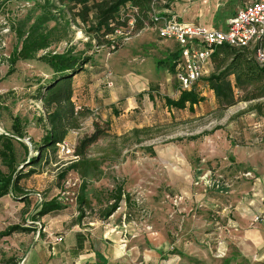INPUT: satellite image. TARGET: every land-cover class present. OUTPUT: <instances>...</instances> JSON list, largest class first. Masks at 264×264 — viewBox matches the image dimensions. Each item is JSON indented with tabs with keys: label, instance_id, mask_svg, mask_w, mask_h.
Here are the masks:
<instances>
[{
	"label": "rangeland",
	"instance_id": "1",
	"mask_svg": "<svg viewBox=\"0 0 264 264\" xmlns=\"http://www.w3.org/2000/svg\"><path fill=\"white\" fill-rule=\"evenodd\" d=\"M34 5L35 1H14L0 7V135L11 133L16 117L26 123L27 138L23 142L29 147V156L15 141L18 165L25 173L36 171L21 183L27 196L24 200L11 196L0 200V232L12 226L30 230L0 239V261L5 256L17 258L19 264H61L59 251L67 240L70 243L78 231H100L104 226H111L108 236L113 239L123 227L119 246L127 253L130 241L141 233L153 243L166 229L173 242L172 238L176 240L175 235L181 230L195 229L191 222L195 215L209 221V230L215 236L211 244L214 252L226 248L225 235L238 229L232 223L237 205L232 204L233 199L237 203L248 200V204L258 199L264 206V116L251 111L260 103L264 115V99L220 108L214 93L202 88L200 94L205 101L193 112L169 109L164 98L178 99L180 95L175 74L165 68L157 71L154 66L168 54H178L175 48L164 51L163 40L154 28L138 33L116 53H96L83 26L72 25L67 40L51 50L62 53L74 49L93 57L94 65H88V70L97 71L104 79L112 74L109 81L113 87L104 84L103 88L113 93L115 83L120 81L121 93L131 96L128 101L117 96L118 105L111 104L112 95L103 96L102 109H86L82 128L66 139L76 149L83 138L96 132V124L102 132L99 141L88 150V158L101 165L99 172L90 171L85 179L89 207H83L78 197L84 180L67 170L74 163L71 156H46L39 167L27 168L23 164L37 155L30 139L39 144L45 134L44 127L33 122L34 117L41 119L44 114L42 103L35 97L51 72L38 61L19 62L17 72L9 76L7 60L18 46L11 25L24 19ZM241 6L242 0H172L169 11L180 22L221 28ZM37 15L39 12L34 13ZM232 61V57L219 54L210 61L205 77L227 72ZM146 76L151 78L150 85ZM230 79L233 81L234 77ZM235 95L240 100L244 90H235ZM92 99L96 103L94 96ZM196 136L197 140H188ZM0 172L7 173L1 161ZM117 186H123L131 204L127 206L123 201L110 219H103L102 211L111 202L110 195ZM216 197L231 204L222 208L218 201H213ZM53 200L63 209L35 219L41 204ZM251 225H264V208L253 215ZM190 235L184 242H192ZM150 242L147 245L152 248Z\"/></svg>",
	"mask_w": 264,
	"mask_h": 264
},
{
	"label": "trees",
	"instance_id": "2",
	"mask_svg": "<svg viewBox=\"0 0 264 264\" xmlns=\"http://www.w3.org/2000/svg\"><path fill=\"white\" fill-rule=\"evenodd\" d=\"M14 1L26 3L35 1V5L24 19L14 21L11 25L18 46L7 60L8 75L12 76L17 72L16 66L19 62L32 61L43 63L51 72L50 79L45 80L36 91L35 100L42 103L44 114L41 119L34 117L33 122L42 125L45 134L39 144H35L30 139L37 155L27 158L23 164H27V168H33L39 167L46 156L59 154V145L64 143L72 132L82 128V119L87 114L86 109L77 108L74 101V88L76 78L87 70L88 65H94L93 57L75 52L74 49H67L60 53L52 51L51 48L67 40V34L72 25L83 26V31L91 44H94L93 51L96 46H111L110 37L117 30L126 29L132 18L135 19L136 33L155 28L168 17L164 12L169 10L172 0H0V7L5 8ZM163 3L166 4L162 5ZM135 10L136 12L133 13ZM36 12H39V15L34 16ZM50 23H54V26L50 27ZM119 50L118 44L113 53ZM221 53L225 57L233 58L227 72L204 76L191 91H179L178 99L165 97V106L178 112L186 110L193 112L196 106L205 101L200 94L202 88L210 89L214 93L220 108H230L238 102L252 103L264 99V66L256 62L252 56L253 53L247 49L223 47L215 51L211 60ZM176 58L175 55H169L165 60L157 62L156 68H165L171 74H175ZM231 76L234 77L233 81L230 79ZM249 88L254 89L248 90ZM235 90H244V96L240 100L236 99ZM251 111L264 116L263 105L260 103L254 105ZM95 126L96 132L92 136L83 138L75 149L79 160L67 169L77 173L84 180L78 197V203L83 207H89L85 199L87 190L85 179L90 171L99 172L101 165L87 156L90 147L95 145L102 135L97 124ZM27 128L28 125L16 117L11 133L0 135V161L7 169L6 174L0 172V200L8 196L16 200L19 198L24 200L27 196L24 194L21 183L36 174L33 169L26 173L20 169L14 145L16 141L29 156V147L23 142L27 138ZM198 138L199 136H196L188 140L194 141ZM177 141L181 142L182 139ZM146 150L154 153L152 148ZM110 200L109 205L102 211L103 219L113 216L123 201L127 206L131 204L130 195L125 193L123 186H117L112 191ZM228 204L229 202L226 201V205ZM62 209L63 206L56 200L41 204L35 219ZM29 231L19 226H12L0 232V239ZM0 264H19V262L17 258L4 256Z\"/></svg>",
	"mask_w": 264,
	"mask_h": 264
},
{
	"label": "crops",
	"instance_id": "3",
	"mask_svg": "<svg viewBox=\"0 0 264 264\" xmlns=\"http://www.w3.org/2000/svg\"><path fill=\"white\" fill-rule=\"evenodd\" d=\"M207 26L214 27L213 25ZM162 48L166 52L173 48L178 49L174 43L169 41H162ZM150 79L147 76L145 78L149 85ZM103 82L104 78H101L97 71L87 69L79 75L76 78L74 88V101L77 108L90 111L93 108L102 109L103 104H105V100L102 98L109 96V94L112 95L110 101L112 105H118L117 99H115L117 96L126 101L131 98L130 95L121 93L120 81L115 83L116 87L113 93H110L111 90L109 92L106 87L103 88L105 84ZM93 96L94 100H97L96 103L92 99ZM213 201H218L222 208L229 207L231 204L226 205L228 200L223 201L222 198L220 200L213 199ZM248 202L245 200L242 203H237V200L233 199L232 204L237 205H235L232 223L238 229L225 235L227 247L220 245L222 248H220L219 253L214 252L215 248L211 246L215 236L213 231L209 230V221L202 216L195 215L193 216L195 217L194 220L191 221L194 222L193 227L195 229L181 230L180 233H176V240L174 237L172 238L173 242H170L169 231L166 229H164V233L159 234L160 237L153 243L149 239L146 240L141 233L138 238L130 241L127 253H123V249L119 246L120 241H122L123 227L122 231L117 232L114 239L108 236V229L111 226H104L100 228V231L98 229L78 231L70 243L67 240L64 243L65 246L60 248L61 264H264V225H251L253 215L262 212L264 206L258 199L251 204ZM78 235H80L79 238ZM189 235L190 238H193L192 242H184ZM172 236H174L173 233ZM147 242H150L153 247L149 248ZM203 243L206 247L203 246Z\"/></svg>",
	"mask_w": 264,
	"mask_h": 264
},
{
	"label": "built area",
	"instance_id": "4",
	"mask_svg": "<svg viewBox=\"0 0 264 264\" xmlns=\"http://www.w3.org/2000/svg\"><path fill=\"white\" fill-rule=\"evenodd\" d=\"M135 12L136 10L133 13ZM164 13L168 17L154 30L160 40L172 42L178 48L175 77L179 91L189 92L199 83L207 74L211 58L219 48L247 49L253 53L256 62L264 66V0H242L241 8L221 28L180 22L171 11L165 10ZM137 35L135 19L132 18L126 29L117 30L110 37L111 46H96L95 51L100 53L106 50L113 53L116 45L122 47ZM111 76L108 73L104 79L107 88L113 87V83L109 81ZM59 154L71 156L73 162L79 160L75 149L67 140L59 145ZM61 241L60 239L59 242ZM122 247H127L125 242Z\"/></svg>",
	"mask_w": 264,
	"mask_h": 264
}]
</instances>
